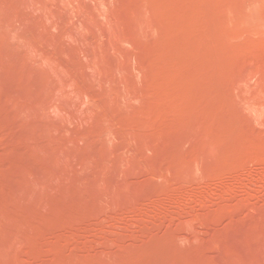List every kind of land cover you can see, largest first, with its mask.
Wrapping results in <instances>:
<instances>
[{"label": "rangeland", "instance_id": "374dc122", "mask_svg": "<svg viewBox=\"0 0 264 264\" xmlns=\"http://www.w3.org/2000/svg\"><path fill=\"white\" fill-rule=\"evenodd\" d=\"M0 264H264V0H0Z\"/></svg>", "mask_w": 264, "mask_h": 264}]
</instances>
